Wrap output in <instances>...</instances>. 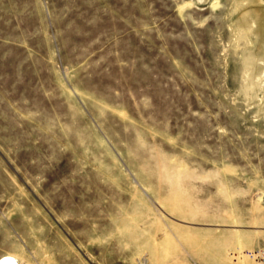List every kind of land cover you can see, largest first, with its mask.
Segmentation results:
<instances>
[{
	"label": "rangeland",
	"instance_id": "rangeland-1",
	"mask_svg": "<svg viewBox=\"0 0 264 264\" xmlns=\"http://www.w3.org/2000/svg\"><path fill=\"white\" fill-rule=\"evenodd\" d=\"M235 1L0 0V261L255 264L264 81L243 91Z\"/></svg>",
	"mask_w": 264,
	"mask_h": 264
},
{
	"label": "bare ground",
	"instance_id": "bare-ground-1",
	"mask_svg": "<svg viewBox=\"0 0 264 264\" xmlns=\"http://www.w3.org/2000/svg\"><path fill=\"white\" fill-rule=\"evenodd\" d=\"M245 1L246 0H239L233 2L230 12H235L236 10L241 9V13L232 25V31L235 34V47L240 46L242 43L244 45V49H242V78L244 79V83L242 82V86L243 91L250 96L248 93L256 92L257 87H259L264 81V9L258 6L247 8L244 6ZM247 1L253 2V0ZM253 33H256L257 36L263 40V48H261L258 52L253 50L254 41H252L250 37ZM241 250L236 255L238 258L244 256L242 253L243 248ZM234 263L253 264L246 260H236ZM0 264H17V262L14 256L7 255L0 261Z\"/></svg>",
	"mask_w": 264,
	"mask_h": 264
},
{
	"label": "built area",
	"instance_id": "built-area-1",
	"mask_svg": "<svg viewBox=\"0 0 264 264\" xmlns=\"http://www.w3.org/2000/svg\"><path fill=\"white\" fill-rule=\"evenodd\" d=\"M248 252L255 264H264V245L258 246Z\"/></svg>",
	"mask_w": 264,
	"mask_h": 264
}]
</instances>
